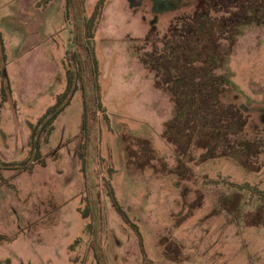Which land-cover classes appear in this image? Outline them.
<instances>
[{
  "label": "rangeland",
  "instance_id": "obj_1",
  "mask_svg": "<svg viewBox=\"0 0 264 264\" xmlns=\"http://www.w3.org/2000/svg\"><path fill=\"white\" fill-rule=\"evenodd\" d=\"M98 1L84 0L87 17ZM131 1L105 0L96 27L105 111L79 82L32 150L30 123L78 66V3L0 0V262L264 264V0ZM196 15L238 37L209 75L227 97L204 156L191 143L199 108L157 85L153 56L180 49L181 70L197 71L191 40L156 32Z\"/></svg>",
  "mask_w": 264,
  "mask_h": 264
},
{
  "label": "trees",
  "instance_id": "obj_2",
  "mask_svg": "<svg viewBox=\"0 0 264 264\" xmlns=\"http://www.w3.org/2000/svg\"><path fill=\"white\" fill-rule=\"evenodd\" d=\"M71 1V0H69ZM78 3V9L77 12L79 14V17L81 18V31H82V40H78L79 47H81V53H79V56L73 55L72 57L75 59L74 63L78 66L75 67V69H72L69 65H66V76H67V86L66 90L57 96V101L55 104L48 107L46 112L39 118V120L36 123H30V126L32 128V133L30 137V145L32 147V150L36 148L39 149L40 146V133L45 130L47 133H50L54 121L57 117V115L64 109L66 105L69 104L72 94L77 89L79 82L84 85V82L87 80L89 87L93 91V98L95 99V102L99 106V108L104 112L105 106L102 103L101 100V94H100V84H99V75H100V67H99V60L96 54L95 50V32L96 27L99 22V19L102 14V10L105 5V0H99L95 10L90 16H86L85 10H84V0H75ZM207 14V13H206ZM208 15V14H207ZM69 17V13H68ZM223 19V18H222ZM169 32L171 33L172 39L175 38L176 40H180L182 36H184L185 40H191L195 46L196 49V58L197 62H215V67L217 68H223L225 64L227 63L228 57L232 54L234 50L235 45V37L230 36L227 37L224 34L223 26L221 23H218L209 18V21H203L202 18L198 17H192L190 19L186 20H179L175 25H171ZM153 31L148 35L147 42L150 40V37L152 36ZM155 33V32H154ZM153 33V34H154ZM164 39V38H163ZM82 44V45H81ZM153 56L156 60L157 65L159 66L160 72H162L163 65L160 63L156 57L153 50ZM80 57L83 58L84 64L80 61ZM175 60L171 69H173V72H175L179 66L178 59L180 58V55L176 53L174 55ZM202 69V67H200ZM192 75L191 71H188ZM7 76V73H6ZM202 75L200 73H197L195 75V79L198 80L202 79ZM7 78V77H6ZM157 85L159 87L164 88V84L162 81L158 80ZM203 86H196L194 89L189 88L188 93L190 95H194L193 100L189 98L192 105L196 103L197 107L199 108V121L200 123L197 125L196 129L193 131V135L191 137V141L193 140L194 143L199 144V146L203 147H209L210 149L216 148V142H212L211 137V131L210 125L207 121L209 120V117L207 118V114L211 113L213 110V107H218L216 105L217 103L213 104H207L204 102L203 97L204 92ZM175 91H177L176 87H172ZM181 92V91H179ZM217 94V92H216ZM192 100V101H191ZM222 110L220 109L219 112H214L216 115V119L221 122V113ZM212 119V118H211ZM208 124L207 125H202ZM223 124V123H222ZM224 125V124H223ZM199 134V135H197ZM198 136V137H197ZM9 165V163H8ZM10 166V165H9ZM110 194L113 198V204L117 208V210L121 213L123 218L125 220H128V215L122 208V206L119 204L115 192L113 188L110 190ZM0 238H2V235L0 234ZM0 264H11L10 259H6Z\"/></svg>",
  "mask_w": 264,
  "mask_h": 264
},
{
  "label": "flooded vegetation",
  "instance_id": "obj_3",
  "mask_svg": "<svg viewBox=\"0 0 264 264\" xmlns=\"http://www.w3.org/2000/svg\"><path fill=\"white\" fill-rule=\"evenodd\" d=\"M134 2H137V0H134ZM213 21H214V18H211ZM157 20V19H156ZM173 21V20H172ZM172 21L170 22V24H169V26H168V28L166 27L165 28V30H164V32L163 33H161L160 31H156L158 34H160V36H159V38H167V39H172V37H171V33L169 32V29H170V27H171V25H173V23H172ZM230 23V22H229ZM228 23V24H229ZM151 25H153V23H151ZM168 25V24H167ZM230 25H231V23H230ZM156 26H153V29L155 28ZM227 28L230 30L231 29V27L230 26H227ZM233 28V27H232ZM167 29V30H166ZM234 29V28H233ZM227 33V34H226ZM226 33H224L225 34V36H227V37H230V36H234L235 37V39H236V41H235V45L237 44V42H238V37H237V35H236V32H235V30H234V33H229L228 32V30H227V32ZM235 45H234V47H235ZM195 51H196V49H195ZM233 52H234V50H233ZM233 52H232V54L228 57V60H229V58L233 55ZM176 53H178L179 55H180V58L178 59V64H179V66H178V68H177V70L175 71V72H173V69H171V67H172V65H173V63H174V61H176L175 60V57H174V55L176 54ZM182 54H183V52H181L180 51V49H174V50H170L168 53H166L165 54V56H166V58L165 59H163V70H162V74H163V82H164V88H167V87H169L168 86V82H171V85H172V87H176L177 88V91H181V92H179V94L183 97V99L184 100H182V102L183 103H189L190 102V100H189V98H191L192 100H193V97L192 96H194V95H190L189 93H188V89L191 87V88H195L196 86H203L202 88H203V91H205L204 92V96H202V97H205V95L206 94H210L211 96H212V98L213 99H211L209 102H205V103H207V104H213V103H224V104H226V102H224L223 101V99H226V97H227V94H225V93H222V91H212L211 89H210V87L208 86V84H209V75L211 74V70L212 71H214V69L216 68V69H224L225 67H226V64H225V66L223 67V68H217V67H215V62H208V64L207 63H203V62H197L196 64V68H197V71H195L194 72V70H192L191 72L193 73V75H191L190 73H188L187 71H182L181 70V68L183 69V67L184 66H181V64H180V62H181V58H182ZM168 58V65H167V63H166V65L164 64L165 62H166V59ZM228 60H227V62H228ZM172 62V63H171ZM200 67H202V69L200 68ZM197 73H200L203 77H202V79H200V80H198L197 78L195 79V75H197ZM192 76V77H191ZM210 90V91H209ZM216 92H217V94H216ZM189 100V101H188ZM191 100V101H192ZM203 100H204V98H203ZM226 106V105H225ZM217 109H221V108H219V107H216ZM217 112H218V110H217ZM209 117V120H211V118H212V120H214V119H216V115H215V113L213 112V110H212V112L211 113H208L207 114V118ZM200 119H199V115H198V122H197V125L200 123V121H199ZM208 122V124L210 125L211 124V122L210 121H207ZM208 124H203L202 123V125H207L208 126ZM226 125V124H225ZM194 134V133H193ZM197 135H199V134H197ZM211 135V137H212V134H210ZM198 137V136H197ZM191 143H192V145L193 146H196L200 151H201V153H200V155L201 156H204V154H203V152H205V150L206 151H210V148L209 147H203V146H199V144H196V143H194V141L192 140L191 141ZM211 150H213V149H211Z\"/></svg>",
  "mask_w": 264,
  "mask_h": 264
},
{
  "label": "water",
  "instance_id": "obj_4",
  "mask_svg": "<svg viewBox=\"0 0 264 264\" xmlns=\"http://www.w3.org/2000/svg\"><path fill=\"white\" fill-rule=\"evenodd\" d=\"M131 1V0H130ZM132 1H134V0H132ZM131 1V2H132ZM135 3H137V4H140L141 3V0H137V2H135Z\"/></svg>",
  "mask_w": 264,
  "mask_h": 264
}]
</instances>
